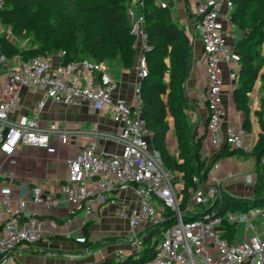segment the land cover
Here are the masks:
<instances>
[{
	"label": "built area",
	"instance_id": "built-area-1",
	"mask_svg": "<svg viewBox=\"0 0 264 264\" xmlns=\"http://www.w3.org/2000/svg\"><path fill=\"white\" fill-rule=\"evenodd\" d=\"M191 1L188 0L192 10L184 29L202 45L205 87L196 99L208 116L203 133L206 138L201 148L206 168L193 178L196 187L190 189L191 200L183 211V174L172 173L162 164L143 114L142 82L149 74L146 52L150 49L145 0L131 4L128 10L131 35L135 37L138 53L130 100L115 96L120 84L104 62L91 59L67 62L66 51L29 60L20 55L6 56L2 52V38L10 40L11 36L2 23L5 0H0V154L9 158L21 147L48 149L54 139L62 145H72L78 138L89 136L79 153L67 160V178L60 190L70 207L62 225L39 216L38 212L28 213V199L15 198L13 175L7 174L0 165V264H24L17 255L24 244H36L53 236L72 237L74 217L79 212L84 213L82 231L101 214L110 220L123 221L127 227L125 233L132 236L126 244L132 253L126 256L120 250L117 259L125 261L135 257L138 260L152 235L143 240L142 234L166 221V209L173 212L174 222L161 231V240L152 247V256L140 264H264V229L261 234L251 236L250 232L255 229L251 218L245 219V236L241 241L224 236L228 232L226 223L233 224L234 231L237 223L234 210L222 212L224 197L232 195L226 185L246 176L233 171L220 174L222 163L216 159L226 147L246 154L253 152L262 132L248 130L246 120L243 123L228 120L226 100H234L235 81L242 70L233 52L236 40V27L231 21L234 4L232 0ZM156 4L170 8L163 0H157ZM225 75L229 85H226ZM260 89L257 84L250 93L251 113L258 123V112L263 110L262 97L258 95ZM23 90L43 94L32 115H18ZM49 103L66 107L86 104L96 112L107 111L118 129L88 132L81 128H65L54 121L44 122L42 115ZM191 110L187 112L190 115ZM253 120L250 118L251 126ZM102 141L113 142L119 149L105 152L100 149ZM260 161L264 174V151ZM257 178L255 170L249 176L251 190L241 198L254 196ZM29 202L47 211L61 205V199L46 192L43 185L32 188ZM202 205L208 209L195 218H186ZM248 213L253 217L264 216V210L250 208L245 211L244 218ZM106 259L103 257L100 262Z\"/></svg>",
	"mask_w": 264,
	"mask_h": 264
},
{
	"label": "trees",
	"instance_id": "trees-1",
	"mask_svg": "<svg viewBox=\"0 0 264 264\" xmlns=\"http://www.w3.org/2000/svg\"><path fill=\"white\" fill-rule=\"evenodd\" d=\"M44 0H5L1 12L2 23L10 26L12 33L19 37L33 36L36 44L28 41L24 47L16 46L14 40L2 38V52L6 56L20 55L25 60L66 51V61L91 59L105 62L118 57L121 65L134 69L138 53L135 37L131 35V21L128 15L127 0H67L51 2L47 8L36 14V8ZM234 11L231 21L241 36L235 40L233 52L238 56L242 70L235 81L234 101L236 108L245 117V126L251 130V98L259 80L262 82V111L264 115V0H232ZM146 2V29L150 49L146 52L149 74L142 82L143 114L147 126L153 133V146L159 153V159L172 173L183 174L185 187L182 191L181 210H186L190 200V189L196 187L193 178L199 176L206 168V161L201 156L205 134H200L198 126L186 133L189 127L188 111L193 109L192 99L188 95L187 82L192 70L193 39L183 27L173 19L170 8L156 4V0ZM188 3V0H186ZM18 37V38H19ZM30 43V44H29ZM29 44V45H28ZM13 53V54H12ZM168 116L174 121V132L177 134L179 154L171 153L168 144L170 126ZM207 124V123H206ZM227 147L217 157L226 154ZM264 151V122L260 139L251 153L256 157L258 175L255 194L250 199L237 198L230 194L224 197V210L229 206L248 211L256 204L264 203V174L261 157ZM238 151H236L237 153ZM202 177L201 179H204ZM208 206H198L186 218H195ZM234 210V209H233ZM166 221L159 227L150 230L161 231L174 222L173 212L165 211ZM83 229L86 247L95 248L101 243L90 242L89 226ZM228 232L224 234L232 240L235 238V227L226 223ZM153 234L150 239H152ZM85 243H82L83 245ZM84 246V247H85ZM153 248L145 245V250L138 260L128 258L125 261L108 258L98 264H140L151 257Z\"/></svg>",
	"mask_w": 264,
	"mask_h": 264
},
{
	"label": "crops",
	"instance_id": "crops-1",
	"mask_svg": "<svg viewBox=\"0 0 264 264\" xmlns=\"http://www.w3.org/2000/svg\"><path fill=\"white\" fill-rule=\"evenodd\" d=\"M163 1L169 4L174 21L177 24L179 22L180 25H178L184 28L187 24V15L192 10V7L189 4L190 1L188 3L186 2V0ZM191 2L193 3L194 0H192ZM203 62L204 59L202 58V45L199 39L193 40L192 70L187 82V89L190 99L193 100V109L191 110L192 121H194V123H199V129L203 127L206 131L208 114L207 111L199 105L196 99L198 93L205 87V71ZM109 70L111 74L112 72H115L114 74H112V76L120 84L119 91L116 92L115 96L117 97L118 95H120L122 97H125L127 100H130L132 98V92L135 84L136 71L133 69L129 74V71L123 70L122 68L118 67L115 68V71H113V69ZM256 92L258 91H255V93ZM258 95L259 97L263 96L262 89H260V94L258 92ZM42 97V92L23 90L21 92L18 115H32L33 108L36 106L38 100ZM226 105L229 111L228 120L230 119V121H232L233 123H243L246 120V117L236 108V104L233 99L227 98ZM253 117L254 116L251 113L250 118L252 120ZM258 118L260 122L258 123L253 120L251 126V131H254L257 134H259L262 130V121L264 122V116H259ZM42 119L44 122L54 121L65 128H81L82 130L88 132L95 129L107 131H114L118 129V125L115 123L110 113H108L107 111L96 112L90 109L86 104L66 107L49 103L48 107L43 112ZM172 122L174 127L173 119ZM88 138L89 136H82L81 138H78L75 142H73L72 145H62L59 141L54 139L52 145L48 149H39L36 147H21L15 152L13 156L9 158H6L3 154H0V165H5V169L9 170L10 172H12L11 174H13L12 186L15 198L19 199L22 197L25 200L28 199V213L35 211L39 213V216L52 219L60 225L64 223V221L68 218L70 206L66 200L65 195L61 192L60 186L65 183V180L67 178V160L70 158H74L79 153L81 146H83L88 141ZM100 149L104 150L105 152H114L119 149V146L113 142L102 141L100 143ZM226 152V154H224L217 160L222 163L220 174L230 171L238 173V156H243V153L237 154L239 153V151L236 153V151H233L232 149H228ZM245 182L246 178L243 180L237 178L233 185H228L229 183H233L229 182L226 186L230 190V193L234 192L238 194L237 196L244 197L246 196V194L248 195V193L250 192L249 190H251V185ZM6 184L7 183H5L4 185ZM39 185H43L46 192L54 193L61 199V205L58 208L47 211L46 209L29 202L30 192L32 188ZM83 214L84 213L79 212L74 217L72 225V237H74L73 239H76L78 237L80 238V235L83 233V231L80 229L81 220L84 218ZM110 225L112 227H110ZM125 225L126 224L123 221L110 220V217L106 215L103 216L101 214L100 217L92 220L91 225L89 226L88 237L90 239V242L108 238L109 235L118 236L120 233H125V229L127 228ZM115 244H118V241ZM40 245H43V243ZM46 245L51 249H54L56 247L63 248V250L69 249L68 247L77 246L76 244H71L66 241L58 243L57 241L53 240L48 242ZM20 250L22 249H19L17 255L24 264L71 263V261L64 260V258L58 259L55 257L54 259H49V262L47 263L44 262V260L39 262V260L31 258V256L27 257L28 255L26 253H20ZM96 255L97 256H95L94 262H90L88 264L98 263L104 257L99 253Z\"/></svg>",
	"mask_w": 264,
	"mask_h": 264
},
{
	"label": "rangeland",
	"instance_id": "rangeland-1",
	"mask_svg": "<svg viewBox=\"0 0 264 264\" xmlns=\"http://www.w3.org/2000/svg\"><path fill=\"white\" fill-rule=\"evenodd\" d=\"M11 1H13V0H9V2H11ZM53 1L54 0H44L41 3V5L36 8V14L39 15L40 13H42L47 8L46 6H48ZM63 1L66 2L67 0H59L57 3H60ZM137 1L138 0H127L126 2L130 6L131 4L134 5V3ZM178 24H179V22H178ZM5 28H6L7 34L11 36L12 40H14V43L16 44V46L22 48L25 46V44L28 41H30L31 44H36V42L33 41V39H34L33 36L22 37V38L18 36L19 38L18 37L16 38V36L12 33L10 26H5ZM239 36H241V32L239 29H237L236 30V41H238V39L240 38ZM263 52H264V49H263ZM15 56H17V55L9 56V58H14ZM104 63L106 64V66L109 69H113V71H115L116 67L129 71V74H130V71L133 70V69L124 68L121 65L118 57H112L111 59L105 61ZM235 65L236 64H234V66ZM200 68H202V67H200ZM114 73L115 72H112V74H114ZM225 78H226V75H225ZM226 81H227V78H226ZM226 85H229L228 81H227ZM258 86L259 87L261 86V89H262L261 80H259ZM188 116H189V127H187V130L185 132L192 134L191 132L193 131L195 125H198V123L197 122L194 123V121H192V117L190 114H188ZM167 120H168L169 126L171 127L170 131L168 132V138H167L168 148H169L171 153L179 154V147H178L179 142H178L177 134L174 132L172 117L168 116ZM199 127L200 126H198V131L202 135L205 132V129L203 127H201L199 129ZM237 154H240V151ZM238 157H239L238 158L239 172H241V174L246 176V182L245 183L250 185L249 176L256 170V157L250 156V155H244V154H243V156H238ZM3 168L5 169V165H3ZM5 171L7 174L12 173L6 169H5ZM237 182H239V181H237ZM242 183H244V182H242ZM233 184H234V182L229 183L228 185H233ZM232 195L234 197L241 198V197L237 196L238 194H236L234 192H232ZM233 209H234L235 215L237 216L236 230L234 233L237 242L241 241L245 236V230H246L245 219H247V218L248 219L251 218V224L255 226L254 231L250 232L251 236L262 233V231L264 229V216L263 215H258L256 217H253L250 213H248L247 217L244 218L245 211L242 209H239V208L235 209L233 206L228 207L227 213L232 211ZM251 209L263 211L264 210V203L263 204H256V206L251 208ZM111 225H113V224H111ZM111 225H110V227H112ZM151 233L153 234V237L151 240L145 242V245L150 246V247H154L156 245L157 241L161 240L160 233H158L157 231L149 230L148 232H144L142 234V236H143L142 239L144 240V238L148 237V235ZM80 236H81L80 238L78 237L76 239H73L74 237L65 238L62 236H53V237L47 238V240L44 239L43 241L36 243V244H31V245L30 244L29 245L24 244L20 247L22 249V250H20V253H22V252L26 253L28 255L27 257L31 256V258L39 260V262L44 260V262L47 263V262H49V259H54V257H55L58 259L64 258V260L71 261L70 264H88L90 262H94V258H95V256H97L96 254H98V253L101 256H104L105 258H109L112 256L115 259L118 258V254H119L120 250H123V252L126 256H130V254L132 253L129 249L126 248V244L129 241H131V239H132V236L128 233H120L118 236L117 235H109L108 238L101 239V240H95L96 244L101 243L98 247H95V248H89V247L87 248L85 246L86 243L83 242L85 239V233L84 232ZM52 240L57 241L58 243H62L64 241H66V242H69L71 244H76L77 246L68 247L69 249H67V250H63V248H56V247L54 249H51L46 244ZM117 241H118V244H115ZM42 243H43V245H40ZM82 243H85V244L83 245ZM123 243H125V246L123 245ZM44 244H45V246H44ZM75 248H77V249H75ZM18 251H17V253H18ZM91 264H93V263H91Z\"/></svg>",
	"mask_w": 264,
	"mask_h": 264
}]
</instances>
